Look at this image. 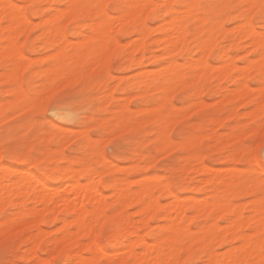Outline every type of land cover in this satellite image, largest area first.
<instances>
[{"label":"snow or ice","instance_id":"6c2138e0","mask_svg":"<svg viewBox=\"0 0 264 264\" xmlns=\"http://www.w3.org/2000/svg\"><path fill=\"white\" fill-rule=\"evenodd\" d=\"M0 264H264V0L0 2Z\"/></svg>","mask_w":264,"mask_h":264},{"label":"bare ground","instance_id":"6f19581e","mask_svg":"<svg viewBox=\"0 0 264 264\" xmlns=\"http://www.w3.org/2000/svg\"><path fill=\"white\" fill-rule=\"evenodd\" d=\"M2 2H7V0H1ZM0 1V2H1ZM67 188V189H66ZM66 192L64 193V195L66 196V197H71V195H72V190H73V188H74V185L73 184H71V183H69L68 185L66 184ZM81 196H82V194H81ZM75 199H76V197H74V196H72V198H71V201H64L63 202V204L65 205V206H67L69 203H71V205L72 206H75ZM56 211H60V209H59V207H58V210H56ZM67 211L70 213L71 211H72V207H67ZM53 218V217H52ZM54 219V218H53ZM168 223H172L173 221H171V220H169V221H167Z\"/></svg>","mask_w":264,"mask_h":264},{"label":"rangeland","instance_id":"374dc122","mask_svg":"<svg viewBox=\"0 0 264 264\" xmlns=\"http://www.w3.org/2000/svg\"><path fill=\"white\" fill-rule=\"evenodd\" d=\"M1 1V0H0ZM2 2V1H1ZM36 2L37 3H51L52 2V0H36ZM25 35L27 36V32H25ZM149 67H151V66H149ZM221 103L223 104V103H226V101H224L223 100V98H222V100H221ZM58 162V161H57ZM54 183H56V184H62V186L64 187V189L66 188V184L68 185L69 183H63V182H61V181H56V182H54ZM67 189V188H66ZM66 192V191H65ZM64 192V193H65ZM198 195V194H197ZM71 197H72V195H71ZM60 209V208H59ZM56 210H58V207H57V209ZM171 211V210H170ZM57 212H59V211H57ZM54 218V217H53ZM69 223H71V222H69ZM161 223H165L164 221H161ZM168 223V222H167Z\"/></svg>","mask_w":264,"mask_h":264}]
</instances>
